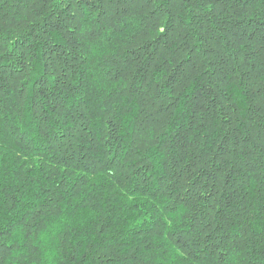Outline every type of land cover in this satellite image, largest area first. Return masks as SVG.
<instances>
[{"label": "trees", "instance_id": "trees-1", "mask_svg": "<svg viewBox=\"0 0 264 264\" xmlns=\"http://www.w3.org/2000/svg\"><path fill=\"white\" fill-rule=\"evenodd\" d=\"M0 264H264V0H0Z\"/></svg>", "mask_w": 264, "mask_h": 264}]
</instances>
